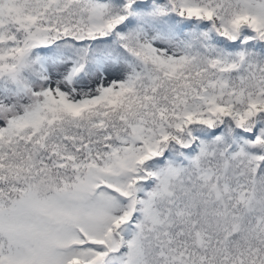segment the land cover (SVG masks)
<instances>
[{
    "label": "snow or ice",
    "instance_id": "1",
    "mask_svg": "<svg viewBox=\"0 0 264 264\" xmlns=\"http://www.w3.org/2000/svg\"><path fill=\"white\" fill-rule=\"evenodd\" d=\"M0 264H264V0H0Z\"/></svg>",
    "mask_w": 264,
    "mask_h": 264
}]
</instances>
